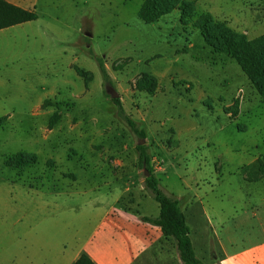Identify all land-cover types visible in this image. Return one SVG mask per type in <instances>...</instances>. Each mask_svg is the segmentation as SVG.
<instances>
[{
	"label": "rangeland",
	"instance_id": "1",
	"mask_svg": "<svg viewBox=\"0 0 264 264\" xmlns=\"http://www.w3.org/2000/svg\"><path fill=\"white\" fill-rule=\"evenodd\" d=\"M169 1L175 9L146 23L140 0H37V19L0 29V227L18 212H47L46 226L80 241L92 212L117 192L121 204L157 215L159 203L144 187L141 141L160 187L187 212H264V73L257 67L264 0L191 6L184 18L179 7L187 0ZM206 12L214 17L207 34L245 37L240 54L252 75L208 42L199 27ZM149 76L154 93L137 87ZM20 151L26 165H13ZM44 171L48 179L37 186L31 176ZM189 221L205 226V218Z\"/></svg>",
	"mask_w": 264,
	"mask_h": 264
},
{
	"label": "crops",
	"instance_id": "2",
	"mask_svg": "<svg viewBox=\"0 0 264 264\" xmlns=\"http://www.w3.org/2000/svg\"><path fill=\"white\" fill-rule=\"evenodd\" d=\"M7 1L29 10H35L37 2ZM187 1L197 9H215L222 2ZM140 2L142 5L145 0ZM33 177L37 186H44L47 174L39 172ZM120 199L121 192H117L110 204L92 212L94 221L80 241L62 239L60 225L46 226L47 212L16 213L13 224L0 227V264H74L82 253L95 264H182L175 241L165 236L160 226L142 218L159 213L140 212L121 204ZM187 209L183 211L194 251L205 264H264V212H201L203 217L199 218L200 212ZM190 218L195 226L205 218V226L193 228Z\"/></svg>",
	"mask_w": 264,
	"mask_h": 264
},
{
	"label": "trees",
	"instance_id": "3",
	"mask_svg": "<svg viewBox=\"0 0 264 264\" xmlns=\"http://www.w3.org/2000/svg\"><path fill=\"white\" fill-rule=\"evenodd\" d=\"M185 1L180 5V11L184 17L192 16L191 6L194 8V3ZM176 2L169 0H145L141 8L138 11V16L146 23H154L159 20L163 15L170 13L175 9ZM189 10L190 13H186ZM192 12V13H191ZM202 18L199 19V27L203 30L208 42L215 46L219 51L232 54L244 68V70L251 74L253 65L245 60L240 51L246 46V39L243 35L237 38L235 41H231L230 38L219 39L211 34H207L206 27L209 22H213V16L210 12H206L200 15ZM38 14L35 10H29L19 5L13 4L7 0H0V29L8 28L13 25L21 24L27 21L37 19ZM215 25H220L216 23ZM264 39V36L263 38ZM258 69L264 73V63L258 64ZM100 70L103 74L104 79L109 82L110 78L106 71L105 66L100 65ZM82 75H86L83 70L78 69ZM252 75V74H251ZM140 90H147L149 93H154L158 87L157 81L154 77H144L138 81L137 85ZM264 95V94H263ZM114 102L117 104L120 112L124 115L125 119L131 126V128L139 132L142 136H145L144 130H138L136 122L132 120L124 111L122 103L119 97L114 98ZM233 114H238L239 111V100L237 99L234 107ZM58 118V114L55 113L52 116L51 122ZM6 115L0 117V125L5 121ZM137 149L139 151V161L145 175L144 164L146 165L149 175L144 178L145 189L154 197L159 203L160 210L157 216H143L145 221L161 227L163 234L167 237H171L175 241V245L178 254L181 258L182 264H205L199 257H197L192 239L190 236V227L187 224L186 215L180 206L179 200L167 193H165L160 187L159 178L155 174L153 167L150 164V157L148 155V147L146 144H138ZM24 152L20 151L13 158L15 161L13 165L23 166L26 163L18 161ZM74 264H95L93 260L85 253H82Z\"/></svg>",
	"mask_w": 264,
	"mask_h": 264
},
{
	"label": "water",
	"instance_id": "4",
	"mask_svg": "<svg viewBox=\"0 0 264 264\" xmlns=\"http://www.w3.org/2000/svg\"><path fill=\"white\" fill-rule=\"evenodd\" d=\"M107 92L110 93L112 98L118 97V92L112 87V86H107ZM144 141H141L140 144H142ZM144 170H145V175L148 176L150 173L146 168V165L144 164Z\"/></svg>",
	"mask_w": 264,
	"mask_h": 264
}]
</instances>
